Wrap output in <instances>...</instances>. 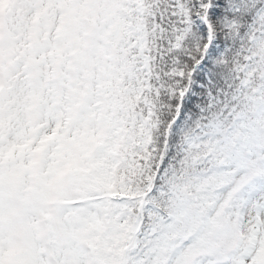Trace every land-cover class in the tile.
Returning <instances> with one entry per match:
<instances>
[{
    "label": "snow or ice",
    "instance_id": "1",
    "mask_svg": "<svg viewBox=\"0 0 264 264\" xmlns=\"http://www.w3.org/2000/svg\"><path fill=\"white\" fill-rule=\"evenodd\" d=\"M0 264H264V0H0Z\"/></svg>",
    "mask_w": 264,
    "mask_h": 264
},
{
    "label": "rangeland",
    "instance_id": "2",
    "mask_svg": "<svg viewBox=\"0 0 264 264\" xmlns=\"http://www.w3.org/2000/svg\"><path fill=\"white\" fill-rule=\"evenodd\" d=\"M6 8V10H5V14H7L8 12H10L11 11V6H8V5H3V6H0V10H2V8Z\"/></svg>",
    "mask_w": 264,
    "mask_h": 264
}]
</instances>
